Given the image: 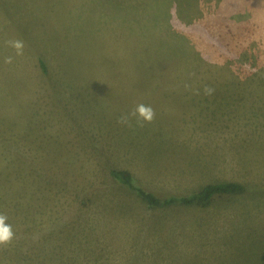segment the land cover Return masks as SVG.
Wrapping results in <instances>:
<instances>
[{"label":"rangeland","instance_id":"rangeland-1","mask_svg":"<svg viewBox=\"0 0 264 264\" xmlns=\"http://www.w3.org/2000/svg\"><path fill=\"white\" fill-rule=\"evenodd\" d=\"M0 213V264H262L264 0H0Z\"/></svg>","mask_w":264,"mask_h":264},{"label":"trees","instance_id":"trees-1","mask_svg":"<svg viewBox=\"0 0 264 264\" xmlns=\"http://www.w3.org/2000/svg\"><path fill=\"white\" fill-rule=\"evenodd\" d=\"M42 71L46 73V67L41 63ZM110 176L117 181V183L125 188L128 192L135 194L148 207L154 209L157 207H169L175 205L184 206H207L212 198L220 195H237L245 191V186L238 182H217L208 183L197 191L192 192L186 196L169 195L166 198H160L155 193L144 189L136 183L132 174L127 170H110ZM260 261L264 264V253L260 256Z\"/></svg>","mask_w":264,"mask_h":264},{"label":"clouds","instance_id":"clouds-1","mask_svg":"<svg viewBox=\"0 0 264 264\" xmlns=\"http://www.w3.org/2000/svg\"><path fill=\"white\" fill-rule=\"evenodd\" d=\"M12 48L16 50L17 55H22L23 52V41L14 40L7 42ZM5 63H12V57H6ZM205 95H212L214 92L213 88L205 86ZM132 118H135L141 123H151L155 118V111L150 105L138 104L135 109L127 114H122L119 118V123L128 125ZM8 217L5 214L0 213V246L11 243L14 238V232L12 226L6 223Z\"/></svg>","mask_w":264,"mask_h":264},{"label":"crops","instance_id":"crops-1","mask_svg":"<svg viewBox=\"0 0 264 264\" xmlns=\"http://www.w3.org/2000/svg\"><path fill=\"white\" fill-rule=\"evenodd\" d=\"M51 1V0H50ZM49 9H51L50 7H49Z\"/></svg>","mask_w":264,"mask_h":264}]
</instances>
